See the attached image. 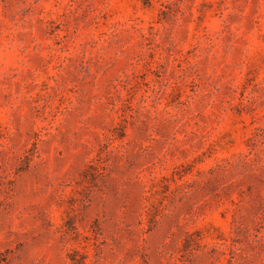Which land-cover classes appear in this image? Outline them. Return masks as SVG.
Segmentation results:
<instances>
[{"label":"rangeland","instance_id":"1","mask_svg":"<svg viewBox=\"0 0 264 264\" xmlns=\"http://www.w3.org/2000/svg\"><path fill=\"white\" fill-rule=\"evenodd\" d=\"M0 264H264V0H0Z\"/></svg>","mask_w":264,"mask_h":264}]
</instances>
